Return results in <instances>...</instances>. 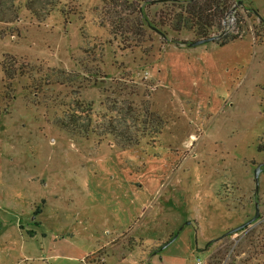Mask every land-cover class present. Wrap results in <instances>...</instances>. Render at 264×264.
Returning a JSON list of instances; mask_svg holds the SVG:
<instances>
[{"label": "rangeland", "instance_id": "obj_1", "mask_svg": "<svg viewBox=\"0 0 264 264\" xmlns=\"http://www.w3.org/2000/svg\"><path fill=\"white\" fill-rule=\"evenodd\" d=\"M54 1L3 2L0 264H264V0H229L197 45L155 24L180 1ZM76 101L80 124L150 103L163 125L127 149L73 136Z\"/></svg>", "mask_w": 264, "mask_h": 264}, {"label": "trees", "instance_id": "obj_2", "mask_svg": "<svg viewBox=\"0 0 264 264\" xmlns=\"http://www.w3.org/2000/svg\"><path fill=\"white\" fill-rule=\"evenodd\" d=\"M4 1L5 0H0V18L2 15ZM14 1L17 0H11V2ZM21 1L24 2V7L27 10H29L31 13H33L34 16L35 14H37L38 9L35 8L37 2L34 1H38V0H19V2ZM60 1L61 0H57L54 2H45L46 3L45 8L48 7V10L45 11V13L48 15L51 12H53L59 5L58 3ZM132 1H134L131 2L132 6H134L135 4L138 5L139 13L143 12V5L145 4L172 3V2H158V1H170V0H132ZM176 1H180V2H177L176 4L172 3L170 5L171 7H174L176 5L175 8L178 9V11L173 13L160 12L158 14V20L155 24L158 27L168 26L176 32H179L183 29L189 30L194 32L198 38L208 37L210 35L209 32H211V30H214L215 28H220L222 17L231 8V4L229 0H176ZM18 8L17 6L15 7L16 12L19 11ZM122 23H125V21H123ZM146 23L147 25L150 26L149 24L150 20L147 18V16L143 17L141 15L139 19V23L136 22V25L140 26L139 28L141 29L142 25L143 24L145 25ZM122 26H123L122 24L114 23L113 28L114 29L116 27L121 28ZM133 26H135V24ZM131 31L133 32V29H131ZM139 33L140 31L138 30L137 34ZM237 38H240V36L238 35L222 36L219 37L217 41L220 45H224ZM19 71L21 72V69ZM4 73L5 75H9L10 76L9 79L11 80L15 78V76L13 75L14 74L13 70L9 69L7 66H5ZM75 103L76 104L72 107L71 106L64 107V110L61 113L62 121L57 122L58 126L68 131L73 136L81 137L87 135L88 127L93 124L92 126L94 130H92V133L99 136V139L100 137H105L106 135L113 137L121 149H127L137 146L139 144V140L142 137L146 136L144 130L146 129L145 127H147V125L152 126L154 129V130L151 129L153 130L151 134L160 132L161 127L163 125V120L161 116L151 107L150 103L145 106L143 110L144 114L142 116H140V114L134 113V110L130 105L129 108L128 106L126 107V112L124 109L123 112L118 111L117 114L115 115L110 114L107 117L106 122L102 120L101 124L99 121H96L95 119L91 121V118L89 119L87 118L84 124H80L81 109L83 105L79 101H76ZM132 127L134 129H132ZM138 127H140V130ZM95 129L99 130V133Z\"/></svg>", "mask_w": 264, "mask_h": 264}, {"label": "water", "instance_id": "obj_3", "mask_svg": "<svg viewBox=\"0 0 264 264\" xmlns=\"http://www.w3.org/2000/svg\"><path fill=\"white\" fill-rule=\"evenodd\" d=\"M256 14L258 15V13L256 12ZM260 19H262L264 21V19L258 15ZM153 30H155L156 32L162 34V32L160 30H158L157 28L155 27H152ZM216 38V36H209V37H205V38H200V39H197L195 41H191L189 43V45H197V44H201V43H204V42H208V41H212ZM259 166H257L254 170V181H255V189L258 190V187H259ZM255 209H256V212H255V215L253 217H251L250 219H248L247 221H245L244 223L234 227V228H231L227 231H225L221 236L215 238V240H218V239H221L229 234H232V233H235L237 232L238 230H241L243 229L244 227H246L247 225H249L251 222H253L256 217L258 216V204L256 203V206H255Z\"/></svg>", "mask_w": 264, "mask_h": 264}, {"label": "built area", "instance_id": "obj_4", "mask_svg": "<svg viewBox=\"0 0 264 264\" xmlns=\"http://www.w3.org/2000/svg\"><path fill=\"white\" fill-rule=\"evenodd\" d=\"M197 264H201V262H200V261H198V262H197Z\"/></svg>", "mask_w": 264, "mask_h": 264}]
</instances>
